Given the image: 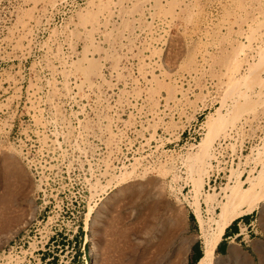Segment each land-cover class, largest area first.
Instances as JSON below:
<instances>
[{
  "label": "rangeland",
  "instance_id": "1",
  "mask_svg": "<svg viewBox=\"0 0 264 264\" xmlns=\"http://www.w3.org/2000/svg\"><path fill=\"white\" fill-rule=\"evenodd\" d=\"M263 14L264 0H0V152L18 160L21 217L0 227V264H134L162 233L164 264L182 241L192 264L201 225L215 240L248 214L253 250L215 247L211 264H264ZM9 182L0 170V198Z\"/></svg>",
  "mask_w": 264,
  "mask_h": 264
},
{
  "label": "bare ground",
  "instance_id": "2",
  "mask_svg": "<svg viewBox=\"0 0 264 264\" xmlns=\"http://www.w3.org/2000/svg\"><path fill=\"white\" fill-rule=\"evenodd\" d=\"M256 1V0H255ZM150 4V3H149ZM162 4V3H161ZM136 5V4H135ZM107 6V5H106ZM183 8V7H182ZM102 9V8H101ZM86 10V9H85ZM124 14V13H123ZM259 15V14H258ZM264 15V14H263ZM92 17V15H91ZM123 18V17H122ZM256 20V19H255ZM126 22V21H125ZM137 22V21H136ZM247 22V21H246ZM261 22V21H260ZM79 24V23H78ZM261 24V23H260ZM108 25V24H107ZM263 25V24H262ZM92 37V36H91ZM118 37V36H117ZM116 42V41H115ZM88 46V45H87ZM131 47V46H130ZM145 48V47H144ZM261 65L256 66V68H254V70L251 72V75L249 77V79H252L255 77V79H259L258 78V71H260V69L262 68ZM198 71V70H197ZM249 72V71H248ZM237 79V78H236ZM235 79V80H236ZM261 79V78H260ZM259 79V80H260ZM258 80V81H259ZM262 81V80H261ZM237 85V84H236ZM235 85V86H236ZM226 91V90H225ZM232 91V90H231ZM234 91V90H233ZM262 92V91H261ZM232 94V93H231ZM182 101V100H181ZM200 150L197 151L198 153H196V155L194 156L195 161H198V163L200 164L199 167L200 168V172L206 174V170L202 168V166L204 167V165L207 163L206 159L209 157V152L208 149L204 146L201 145ZM196 163V162H195ZM207 165V164H206ZM23 169V168H22ZM0 170H2L6 175H9V180L10 182L7 184L6 188H5V193L3 195V197L0 198V227L2 229H8L9 227H12L14 225H18L19 223H21V217H19L18 215H13L11 213H9V206L12 200V196L14 194V191L17 190L18 185L16 183H19V165H18V160L16 158V155L14 156V154H12L10 151L6 150H2L0 152ZM25 172V171H24ZM202 178L199 176V179H197L196 181H200ZM136 185V184H135ZM238 185V183H237ZM201 186V183H200ZM242 186V185H241ZM145 185H142L139 183V187L140 189H136L137 191L134 192V201L139 199V197H141L142 193L145 190ZM202 187V186H201ZM234 188L233 186L228 187V189ZM131 189V188H130ZM234 190V189H233ZM237 190L240 191L239 186L237 187ZM236 190V191H237ZM229 191V190H228ZM226 193V191H225ZM246 193V192H244ZM236 194V193H235ZM133 195V194H132ZM226 196V194H225ZM216 198L215 194H208L207 198H206V202L211 203L212 201H214ZM226 198V197H225ZM217 200V199H216ZM217 202V201H216ZM215 202V203H216ZM213 204V203H212ZM219 204H221V201L219 202ZM212 206V205H211ZM210 206V208H211ZM222 206L224 207H229V205L227 203H223ZM213 207V206H212ZM156 208V204L152 203L151 205H149L146 209V211L148 213H153L155 212ZM162 208V207H161ZM159 210V209H158ZM211 210H213V208H211ZM231 211V210H230ZM233 213V211H231ZM149 215V214H148ZM150 216V215H149ZM232 216H234V213L232 214ZM180 220V219H179ZM175 226V225H174ZM176 226L178 227V223L176 221ZM201 231L203 232L202 238H203V255H204V259L206 261V264H211L213 261V254H214V250L215 247L218 243V241L221 238V235L224 233V227H220L219 228V238L218 239H212L211 236L207 233V231H204L201 225ZM161 230V229H160ZM138 232V231H137ZM136 233V232H135ZM150 235V232L148 233ZM174 235V234H173ZM167 237V235H166ZM151 238H155V235L152 234ZM141 243H138L137 245H134V248H138ZM188 244V245H187ZM191 242H187V241H182V243H180V245H178V247L175 249L174 254H175V259L172 260L170 262V264H184V257L187 256V253L190 250L191 247ZM165 245H166V239H164V235L162 233L161 238L158 239L157 243L155 245H153L150 249V253H146L145 256H139L137 263L134 262V264H152L153 261H155V258L158 257V259L162 260V264H164L165 262ZM136 250V249H134ZM153 250V251H152ZM151 254V255H150ZM110 260V259H108ZM107 260V263H108ZM186 260V259H185ZM155 263V262H154ZM166 263V262H165ZM114 264V263H113Z\"/></svg>",
  "mask_w": 264,
  "mask_h": 264
},
{
  "label": "crops",
  "instance_id": "3",
  "mask_svg": "<svg viewBox=\"0 0 264 264\" xmlns=\"http://www.w3.org/2000/svg\"><path fill=\"white\" fill-rule=\"evenodd\" d=\"M264 214H261L258 218L260 220H264L262 218ZM255 216L253 214H248L246 216V218H244V222H247L249 223L250 221L253 220ZM257 218V219H258ZM263 224V223H262ZM264 225V224H263ZM260 228L262 229L263 227H261V224H260ZM240 232V223L239 221H234L232 222L229 226L226 227L220 241L218 242V244L216 245V248H217V251H218V254L224 258V261H236L237 259L240 258V256H243V254L241 255L240 254V250H246V251H252L253 250V247L251 246H243L241 244H238L236 245L234 243V241H229V237L234 235V234H238ZM258 236H255L253 238V240L251 241V244L253 245L254 244V241L257 239ZM216 248H215V256H216ZM202 258V256L200 257V259ZM217 258V257H216ZM215 258V259H216ZM199 259V260H200ZM198 260V261H199ZM197 264V262L195 263ZM218 264H219V260H218Z\"/></svg>",
  "mask_w": 264,
  "mask_h": 264
},
{
  "label": "built area",
  "instance_id": "4",
  "mask_svg": "<svg viewBox=\"0 0 264 264\" xmlns=\"http://www.w3.org/2000/svg\"><path fill=\"white\" fill-rule=\"evenodd\" d=\"M240 223V232L238 234H234L229 237L231 241L238 240L239 244L248 245L251 243L253 238L258 235L257 226L255 225V221H250L249 223L244 222L243 218L239 221ZM4 255V254H2ZM43 256V254L40 255Z\"/></svg>",
  "mask_w": 264,
  "mask_h": 264
},
{
  "label": "trees",
  "instance_id": "5",
  "mask_svg": "<svg viewBox=\"0 0 264 264\" xmlns=\"http://www.w3.org/2000/svg\"><path fill=\"white\" fill-rule=\"evenodd\" d=\"M202 254H203V249H201L199 243H196L193 246V254L191 257L192 264H195L200 259Z\"/></svg>",
  "mask_w": 264,
  "mask_h": 264
},
{
  "label": "water",
  "instance_id": "6",
  "mask_svg": "<svg viewBox=\"0 0 264 264\" xmlns=\"http://www.w3.org/2000/svg\"><path fill=\"white\" fill-rule=\"evenodd\" d=\"M197 262H198V261H197ZM214 264H218V259H217V258L215 259Z\"/></svg>",
  "mask_w": 264,
  "mask_h": 264
}]
</instances>
